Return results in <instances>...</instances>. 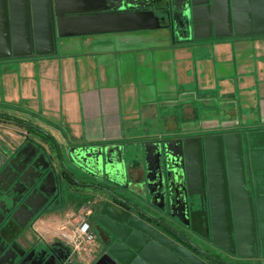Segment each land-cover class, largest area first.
Here are the masks:
<instances>
[{"label":"crops","instance_id":"crops-1","mask_svg":"<svg viewBox=\"0 0 264 264\" xmlns=\"http://www.w3.org/2000/svg\"><path fill=\"white\" fill-rule=\"evenodd\" d=\"M164 1L80 0L76 6L92 12L106 3L138 9L143 6L131 5ZM248 1L241 0L242 6ZM6 6H14L17 17L26 4L11 0ZM47 37L19 36L22 45L16 48L0 43V59H16L0 63V103L49 128L65 151L83 165H95L110 181L122 175L141 191L161 195L162 186H168L162 139L264 128V32L212 35L194 45L173 42L168 29L56 34L53 53L47 52ZM195 151L186 160L192 159L188 164L199 176L193 180L188 165H178L183 178L173 186L184 190L192 180L207 186L206 164L205 179L200 176L198 145ZM95 153L101 156L99 164L91 158ZM188 209L195 217L207 207L193 200ZM72 211L53 208L37 221L39 234L57 238L53 224L47 229L38 225ZM100 247L94 243L73 252L67 264H111L106 254L94 263Z\"/></svg>","mask_w":264,"mask_h":264},{"label":"flooded vegetation","instance_id":"flooded-vegetation-1","mask_svg":"<svg viewBox=\"0 0 264 264\" xmlns=\"http://www.w3.org/2000/svg\"><path fill=\"white\" fill-rule=\"evenodd\" d=\"M170 2L165 0L131 6H170ZM117 5L106 3L104 6ZM242 8L243 6H240L237 10L238 22L247 25L242 30L244 32L264 30V13H257L260 22L256 20L254 14L250 15V19L243 20ZM172 17L174 24V35L170 32L172 40L187 45L205 41L195 37L190 21L184 20L180 15ZM221 30L229 32V29ZM211 31L215 36V30ZM204 33L211 32H201ZM13 61L16 59H0V63ZM0 124V264H67L73 248L59 237L50 240L44 234H39L36 226L37 221L49 214L53 208L58 210L71 208L74 211L70 214L71 218L83 215L90 219L91 228L97 234L94 243L101 246L94 263L107 254L109 247L116 242L117 238L109 231L108 225H112L111 216L118 215L120 211L123 216L135 215L138 219L149 222L178 244L198 255L205 264H264V248L258 230H251L246 237L247 243L241 247L242 252L252 256L241 255L232 248L225 249L215 243V234L224 235L222 234L224 220L211 213L212 195L202 186L194 184V178L199 176L195 177L194 166L188 165L193 179L190 188L184 186L183 190L182 185H177L167 188L163 195L152 194L146 189L144 192L141 191V186L130 180L119 178L110 181L86 171L82 162L61 147L51 131L29 117H21L13 106L0 103ZM3 125H7L4 127L10 130H5ZM21 126L26 130L22 132ZM215 133L220 132L187 136L188 153H191L190 155L192 152L195 153L199 140ZM171 148L180 152L176 143H173ZM170 152L165 153L166 159L169 158L171 162L184 167L181 164L182 157L178 156L180 154L176 158ZM215 155L213 151L210 156L212 161L215 160ZM218 155L221 156L220 153ZM239 171L240 167L238 173ZM246 186L243 191L249 197L253 194L249 191L252 190L249 179ZM151 190H155V187ZM195 190H202L203 194L190 193ZM193 200L207 207L205 211L194 215L195 217L186 210ZM79 204L86 208L84 213L80 210L82 206ZM146 212L166 221L179 234L159 220L150 218ZM61 228L71 230V223H66ZM224 238L228 242L231 240L228 227ZM187 239L194 242L198 248ZM105 258L107 261L110 259L108 255Z\"/></svg>","mask_w":264,"mask_h":264},{"label":"water","instance_id":"water-1","mask_svg":"<svg viewBox=\"0 0 264 264\" xmlns=\"http://www.w3.org/2000/svg\"><path fill=\"white\" fill-rule=\"evenodd\" d=\"M10 1L3 0L4 6L0 10V43L4 41L8 48L12 46L16 48L22 45L17 39L19 36L30 38L33 34L36 39L48 36L50 48L47 52L50 53L55 52L56 34L60 37H67L168 29L174 35L172 16L178 15L190 21L197 39L211 37V30H215L217 36H233L247 26L241 21L238 22L237 10L243 5L241 0H170V6H144L138 9L104 6L103 9L92 12L79 10L76 4L80 0H22L26 6H21L20 15L17 17L14 16V6H6ZM37 3L44 6L37 7ZM242 10L243 20L250 19L251 14H254L258 20L257 13H264V0H249ZM159 12L162 15H159ZM68 28L74 30H67ZM221 29H229V32H220ZM204 31L211 33L201 34ZM259 31L264 32V30ZM173 42H175L174 39ZM27 45L29 46V42ZM162 142L165 151H171L176 158L178 154L171 147L173 143L178 144L180 148L178 156L182 157L181 164L184 167L189 165L186 160L187 139H162ZM198 150H200L198 160L200 176L203 179L207 177L208 184L204 187L208 194L212 195V213L214 216H220L222 221L224 220L222 227L224 235L215 234V243L225 249L232 248L241 255L252 256V254L242 252L241 247L247 243L246 237L249 232L258 230V236L264 248V128L245 133L231 131L208 135L203 140H199ZM213 151L216 154L214 161L210 159ZM219 153L221 156L218 155ZM90 155L95 164L100 163V154ZM204 163H206V176ZM166 164L164 171L167 173L168 186L166 183L164 187L162 186L163 192L159 193L162 195L166 193L167 188H171L183 178V169L178 168V163L171 162L167 158ZM173 165L175 168L171 169ZM83 168L93 174L108 177L97 171L95 165L84 164ZM247 170L249 176H247ZM121 176L113 177L112 180L116 181L122 178ZM248 179L252 188L249 191L253 193L249 197L243 191L247 188ZM146 214L176 231L166 221L148 212ZM136 218L138 219L135 215L123 216L120 211L118 215L111 216L112 225H108V229L117 238L106 254L113 260L111 264H205L203 259L191 250L181 246L149 222L140 218L135 221ZM226 226L231 234L230 242L224 238ZM187 240L198 248L194 242Z\"/></svg>","mask_w":264,"mask_h":264},{"label":"built area","instance_id":"built-area-1","mask_svg":"<svg viewBox=\"0 0 264 264\" xmlns=\"http://www.w3.org/2000/svg\"><path fill=\"white\" fill-rule=\"evenodd\" d=\"M62 230H65L62 228ZM96 234L94 233L88 221L81 220L77 222L72 232L62 231L61 239L65 240L71 246L72 252L81 251L94 242Z\"/></svg>","mask_w":264,"mask_h":264},{"label":"rangeland","instance_id":"rangeland-1","mask_svg":"<svg viewBox=\"0 0 264 264\" xmlns=\"http://www.w3.org/2000/svg\"><path fill=\"white\" fill-rule=\"evenodd\" d=\"M21 115V117H25V116H23L22 114H20ZM1 125V124H0ZM42 125V124H41ZM4 126H7V125H3V127ZM42 127H44L45 129H47V130H49V131H51L49 128H47V127H45V126H43L42 125ZM4 129L5 130H10V129H8V127H4ZM20 130L23 132V131H25L26 130V128L24 127V126H21L20 127ZM80 206H82L83 204H79ZM80 206H78V208H80ZM85 209L86 208H83V206H82V209H80V210H82V212L84 213V211H85ZM71 213H74V211H72V212H70L69 214H71ZM83 216V215H82ZM81 215L80 216H77V217H74V218H71V216L70 215H68V216H63V215H61V214H58L56 217H54V220H52L48 225H47V223H46V225L45 224H43V223H40L39 225H38V227H42L43 229H47V228H49L52 224L54 225V227H52L53 229V231H54V233H52V235L54 234H56L57 236L56 237H59V238H61V232L62 231H67V232H72V230H73V228H74V226H75V224L77 223V222H79V221H81V220H85V221H88L89 223H91V221H90V219H88V218H85V216H83L82 217ZM69 222L71 223V230H68V229H65V230H62V225H65L66 223H68L69 224ZM47 226V227H46ZM52 231V232H53ZM95 233V232H94ZM48 234H51V233H47L46 234V236L48 235ZM96 234V233H95ZM97 235V234H96ZM92 244H94V242L93 243H91V244H89V245H92ZM84 260V259H83Z\"/></svg>","mask_w":264,"mask_h":264}]
</instances>
